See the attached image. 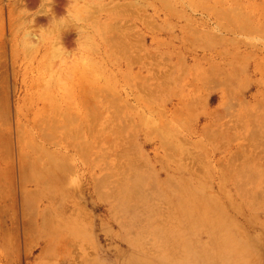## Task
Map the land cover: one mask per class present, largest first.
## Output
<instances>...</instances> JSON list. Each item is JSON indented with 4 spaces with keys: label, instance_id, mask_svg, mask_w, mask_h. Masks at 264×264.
<instances>
[{
    "label": "rangeland",
    "instance_id": "obj_1",
    "mask_svg": "<svg viewBox=\"0 0 264 264\" xmlns=\"http://www.w3.org/2000/svg\"><path fill=\"white\" fill-rule=\"evenodd\" d=\"M0 264H264V0H0Z\"/></svg>",
    "mask_w": 264,
    "mask_h": 264
},
{
    "label": "bare ground",
    "instance_id": "obj_2",
    "mask_svg": "<svg viewBox=\"0 0 264 264\" xmlns=\"http://www.w3.org/2000/svg\"><path fill=\"white\" fill-rule=\"evenodd\" d=\"M59 31L60 32H59L58 38L59 39H66V35L68 34L69 31L65 32L66 30L63 31L61 29H59ZM208 128L209 127H207V129L205 128L206 131L208 130ZM206 131L203 130L204 133ZM205 134L208 136V134H211V131L209 132V130H208ZM128 200H129L128 196H123L121 198V203H120L121 210H123L122 207L124 206V204ZM177 206H178V209L180 210V212H179L178 209H176L175 212H179L180 214L184 215V217L189 221V223L193 224L194 222L202 221V224H205L207 226H211V224H212L211 221H206V220H203V219H200V218L199 219H195L193 217H190L192 215H190L188 212H189V210L193 209L194 206H195V205L191 204L190 202L183 203L182 201H178L176 203L175 207H177ZM203 208H206V207L203 206ZM119 211H120V209H119ZM148 213H150V217H152L153 214L157 213V209H154L153 211L152 210H148L147 214ZM142 220H143V217L140 214H133L131 216V218H130V224L132 226H137V224L140 223ZM144 220H145V218H144ZM70 221L73 222V223H71L73 225L74 221H73L72 217L70 218ZM165 221L166 220L157 221L156 224H149V222H148V225L142 226V231H144L145 233L149 234L148 235L149 239H153L154 238V239H156L157 242H160L161 244L164 243L163 245H165L166 249H171L173 247V248H175L177 250V248H178V244L177 243L179 241V238L177 237V235H173V233H171V231H167L164 228ZM75 222H76L75 226H76L77 229H78V227H80V229L84 228L83 227V224L85 223L84 220L82 221V224H80V226H78L79 224H78L77 220ZM213 224H214V227L217 226V229L214 228V230H213V233H214V235L216 237V241H215V246L214 247H217V249H219V248H221V249H231L232 250V255L231 256L233 257V259L239 258L238 260H240V259H242V257H246V251L243 248L238 247L236 244H232L231 243L232 242L231 241L232 240V235H231L230 231L227 228L228 226L222 220H215L213 222ZM63 225H67V224H63ZM75 226H74V228H75ZM75 229H73V230L75 231ZM172 241H174V242H172ZM170 242H172V243H170ZM215 254H216L215 257H212V258H216V259H222L223 258V255H222L221 252H218V253H215Z\"/></svg>",
    "mask_w": 264,
    "mask_h": 264
},
{
    "label": "clouds",
    "instance_id": "obj_3",
    "mask_svg": "<svg viewBox=\"0 0 264 264\" xmlns=\"http://www.w3.org/2000/svg\"><path fill=\"white\" fill-rule=\"evenodd\" d=\"M67 16V15H66ZM65 16V17H66ZM65 17H62V18H60L58 21H57V24L61 27V28H63L64 27V25L68 22L66 19H65ZM69 19H71V18H69ZM83 21L79 18V17H76L75 19H72V23L73 24H80V23H82ZM77 30V32H78V39H79V29H76ZM256 44H260V43H262V41L260 40V39H256L255 41H254ZM57 46L59 47V48H62V46H61V44H60V42L58 41L57 42Z\"/></svg>",
    "mask_w": 264,
    "mask_h": 264
}]
</instances>
